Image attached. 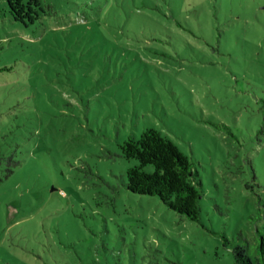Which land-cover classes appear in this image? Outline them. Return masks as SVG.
I'll return each mask as SVG.
<instances>
[{
    "label": "rangeland",
    "instance_id": "obj_1",
    "mask_svg": "<svg viewBox=\"0 0 264 264\" xmlns=\"http://www.w3.org/2000/svg\"><path fill=\"white\" fill-rule=\"evenodd\" d=\"M0 0V264H236L264 240V0ZM149 128L191 221L127 188ZM149 172L154 167H146Z\"/></svg>",
    "mask_w": 264,
    "mask_h": 264
},
{
    "label": "trees",
    "instance_id": "obj_2",
    "mask_svg": "<svg viewBox=\"0 0 264 264\" xmlns=\"http://www.w3.org/2000/svg\"><path fill=\"white\" fill-rule=\"evenodd\" d=\"M9 2L13 14L12 0ZM261 101L264 124V98ZM121 150L126 159L139 161V165L127 171L129 191L157 196L171 210L191 221H199L202 191L198 173L175 142L160 131L149 128L139 139L129 138L125 141ZM149 165L154 167V171L146 170ZM258 249V256L253 258L245 247L237 246L234 250L236 264H264V240Z\"/></svg>",
    "mask_w": 264,
    "mask_h": 264
}]
</instances>
